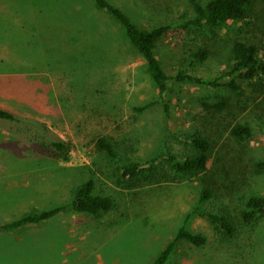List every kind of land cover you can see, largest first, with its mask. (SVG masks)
Returning a JSON list of instances; mask_svg holds the SVG:
<instances>
[{
  "label": "rangeland",
  "instance_id": "rangeland-1",
  "mask_svg": "<svg viewBox=\"0 0 264 264\" xmlns=\"http://www.w3.org/2000/svg\"><path fill=\"white\" fill-rule=\"evenodd\" d=\"M60 1L0 0V107L17 116L0 119V225L66 206L46 221L1 231L0 264H152L182 227L207 242H180L165 264H264V216L251 225L240 218L249 196H264V77L239 92L171 80L161 98L115 18L91 0ZM111 1L140 27L170 25L157 48L169 75L207 49L192 74L218 77L237 39L264 54V0H253L241 27L229 31L187 24L195 16L190 0ZM220 98L223 110L204 106ZM237 123L253 135L234 137ZM190 134L210 140L206 171L138 185L121 176L132 160L170 171L168 155L195 151ZM100 137L117 158L98 149ZM89 179L95 194L113 200L100 218L71 206L73 190ZM205 188L212 197L201 200ZM206 213L231 218L235 233Z\"/></svg>",
  "mask_w": 264,
  "mask_h": 264
},
{
  "label": "trees",
  "instance_id": "trees-1",
  "mask_svg": "<svg viewBox=\"0 0 264 264\" xmlns=\"http://www.w3.org/2000/svg\"><path fill=\"white\" fill-rule=\"evenodd\" d=\"M97 8L111 15L123 27V32L143 56L147 69L152 80L155 82L159 95L165 98L169 82H192L205 84L210 87H226L232 91L239 92L243 83L252 82L259 76L264 77V54L254 43H246L236 40L232 49L230 63L223 70L221 75L214 79H203L192 74L194 67L203 63L208 58V50L200 49L189 57L187 66L179 69L174 75H169L164 69L157 54L159 43L170 30V25L163 24L153 27H140L132 17L119 5L111 0H91ZM193 4L195 16L187 24L197 27L209 26L220 27L226 31L239 29L241 21L247 16L252 7L253 0H190ZM63 1H60L62 4ZM64 37V36H63ZM75 42H81V36H75ZM109 42V37L107 38ZM151 103L138 107L144 110ZM227 101L220 98L217 101H205L207 109L221 111L226 108ZM0 119L17 120V116L9 110L0 107ZM231 133L239 140H247L253 135L252 127L247 123H237L231 129ZM188 141L194 147L192 154H170L167 162L170 171H164L155 166H145V162L129 161L121 167V176L132 185L152 182L158 178L168 175H191L206 171L211 165V143L207 137L198 134H190ZM58 149L64 150L63 143H55ZM96 145L99 150L104 151L111 158H117L118 154L115 145L106 137H100ZM146 163H149L146 162ZM264 168V163L258 164ZM163 177V178H164ZM167 177V176H166ZM95 182L89 179L73 190L71 206L76 212L86 213L93 218H100L113 208V200L110 196L95 194ZM212 197V191L205 188L201 194V200ZM66 206L61 205L48 210L33 211L11 222L0 225V232L15 230L32 223H39L53 218ZM213 225L217 226L226 234L233 235L236 231V223L229 217L222 214L206 213ZM264 216V196L253 194L248 197L245 208L241 211L240 218L243 224L251 225ZM180 242H187L196 246H203L207 239L204 235L191 232L185 227L180 228L178 233L162 248L152 264H165Z\"/></svg>",
  "mask_w": 264,
  "mask_h": 264
}]
</instances>
